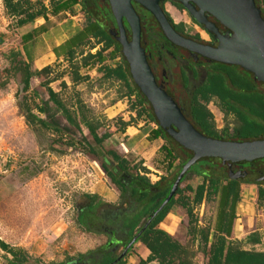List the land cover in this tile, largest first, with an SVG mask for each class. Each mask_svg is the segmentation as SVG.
I'll list each match as a JSON object with an SVG mask.
<instances>
[{
    "label": "rangeland",
    "instance_id": "obj_1",
    "mask_svg": "<svg viewBox=\"0 0 264 264\" xmlns=\"http://www.w3.org/2000/svg\"><path fill=\"white\" fill-rule=\"evenodd\" d=\"M28 1L43 4L49 9L50 2L57 0ZM163 10L173 24L182 23L183 32L187 35L197 36L205 42L215 44L192 24L184 11L172 9L168 3L163 5ZM62 20L64 22L56 26ZM14 21L5 16L0 3V243L6 245L8 249L24 251L28 259L26 264H94L97 255L91 253L102 247L111 237L118 236L116 234H119L120 230V214L131 211L133 207L130 201L119 196L101 170L103 165L108 171L116 173L107 152L116 153L128 161L129 166L141 163V167L147 170L146 177L150 183H155L159 177H165L164 185L169 183L177 172L176 164L174 163L166 174L164 166L159 168L160 163H156L157 158H153L150 160L151 165L160 170L154 173L148 164L142 165L140 161L143 160L139 157L131 158L130 154L126 153L121 143L124 129L121 123L128 122L134 127L137 123L148 121L146 114L136 119L135 111L138 110V106L133 107L135 103L133 96L124 97L126 90L121 82L114 79L104 80L101 73L95 71L97 65L79 68V57H75L72 63L74 67H78L81 81L72 84L64 76L68 74L69 68L66 63L55 61L51 50L55 42L69 36L85 24V16L78 6L73 7L71 14L67 13V16L61 14L47 22L44 26L46 30L51 29L50 34H37L28 42H23L21 37L31 26L15 28ZM149 37L150 41L155 40V32L150 31ZM97 48L90 50L89 53L93 54ZM110 51L102 53L104 57L102 66H111L119 62L118 56L110 59ZM83 53H87V49ZM154 62L153 64L156 62L159 64L158 69L154 68V72L158 75L162 71L167 79L174 78L178 69L184 66L182 61H178L176 65L173 60L163 56L154 59ZM22 63H26L31 72L39 71L43 67L50 69L43 76L32 77L29 81V90L25 93L21 92L20 83ZM53 78L56 80L49 83L48 87L58 95L64 106L74 112L77 98L82 104L85 117L99 126L96 130L97 135H108L99 147L93 144L83 127H80L79 133L68 126L60 112L50 103L47 104L46 116L40 117L47 123L54 121L60 129L59 134L25 124L23 108L20 106L25 103L24 106L35 113L33 105H41L47 100L46 91L40 84ZM131 82L129 80L128 85L133 89ZM172 94L185 111L188 101L185 92L176 87ZM205 106L212 115L215 131L226 129L227 133H230L237 126L234 117L224 116L214 102ZM153 126L156 128L154 124ZM82 137L92 147L91 155L87 154L86 147L80 141ZM200 181L188 174L187 179L178 185L181 192L179 196L175 195L174 199L178 197L188 200L192 194L187 192L185 187L194 189ZM250 189L255 191L257 187ZM105 193H111L114 200L111 201L110 196H107V202H104L101 196H106ZM83 194L99 195L100 204L86 217L84 226H79L76 224V215L86 204L84 200L82 202L79 200ZM250 197L247 195L242 202V205L247 203L248 208L245 209L243 205L242 210L238 209L237 212L252 213L256 228H260L258 234L263 237L264 203H258L256 200L250 202L248 200ZM190 202V200L187 202L191 213L189 225L187 217H183L177 225V233L170 237L174 240L185 237L194 244L188 234L195 226L192 221H196L197 218L200 220L197 230L210 227L213 213L217 210V200L210 198L204 201L202 206H194ZM168 213L185 214V208L174 205ZM116 244H112L110 248L118 254L120 247ZM188 248L195 254L191 252V258L187 253L185 258H189L191 264H200L202 262L200 249L194 250L191 246ZM9 259L10 256L0 249V264H8Z\"/></svg>",
    "mask_w": 264,
    "mask_h": 264
},
{
    "label": "trees",
    "instance_id": "obj_2",
    "mask_svg": "<svg viewBox=\"0 0 264 264\" xmlns=\"http://www.w3.org/2000/svg\"><path fill=\"white\" fill-rule=\"evenodd\" d=\"M165 2H168L176 9H181V7L178 3L172 1L163 0L159 2V7L174 32L182 37L198 41L197 36L189 37L184 34L182 23L173 24L171 22L168 14L163 10V4ZM0 3L5 16L15 20V28L32 23L38 18L42 19L45 24L47 22V14L51 17L61 12L71 14L73 7L77 5L85 16V24L72 33L65 41L51 50V54L54 56L55 61H62L67 64L69 72L64 76H66L72 84H76L81 81V77L78 74V67L88 68L97 65L95 71L101 73V77L104 80L114 79L121 82L126 90L124 97L130 98L133 96L135 99L133 107L138 106V110L135 111L136 119H139L142 114H146V120L156 126L155 130L149 136V140L159 138L163 141L164 145L161 146L160 150L163 152L164 159L167 163L165 168L166 174L169 173L173 164H176L177 172L169 183L164 185L166 181L165 177H159L158 181L150 183L149 179L146 177L147 170L141 167V163L129 166L128 161L119 157L116 153L112 151L107 152V156L113 163L116 173L108 171L103 165H101V170L109 183L113 185L119 193V196L128 202L130 201L133 207L131 211L120 214V230L118 232L119 234H116L118 236L111 237L102 247L91 253V255L93 253L97 255V260L94 264L114 263L120 252L135 235H137V237L134 243H140L148 251L146 259L144 261L140 260L137 264H148L150 262H156L157 264H191L189 258H185L187 253L189 257L192 256L191 252L193 251L188 248L191 246V241H187V244L182 246L166 232L158 229L157 226L164 220L165 216L174 205L185 208V214L189 225L191 213L190 208L187 206V202L190 200V203L196 206L210 198L217 199V210L212 231L214 234H218L221 237H216L215 240L213 239L214 243L212 242L208 249H205L209 227L200 229L199 232H196L193 226L188 232L192 241L194 237L197 236L198 249H200L199 252L204 257H207L205 264H264V253L240 251L230 247L224 240V237L230 236L235 206L244 188L257 187L254 191V200L258 203H264V159L254 160L251 163L239 164V167L240 165H244L246 168L249 167V174L251 175L249 178L244 179H238L235 169L229 168L231 165L222 164L217 159H201L197 161L189 168L188 172L179 183H183L187 179L188 174L201 180L194 189H191L189 186L185 187V190L190 192L192 197H189L190 199L188 198V200H182V198L178 199V197L174 199L175 195L179 196L181 192L180 189L177 188L175 195L150 220L149 224L142 229L150 215L158 208L167 195L169 187L179 172L181 165L190 158L191 153L178 146L158 127L152 115L151 108L145 98L139 93L132 82L133 89L129 87L128 82L131 79L128 74L127 65L120 53V46L109 34V31H114L115 33V22L106 0H57L55 2H50L49 9L43 4L30 3L28 0H0ZM131 6L139 19L140 45L144 50L146 61L151 69V63L147 56L150 48L151 50H156L161 55L163 52L174 53L176 48L172 47L163 38L149 13L134 3H131ZM121 22L125 35L127 39H129L128 27L123 20ZM192 22L194 23L193 20ZM150 31L155 32V40L150 41ZM21 38L23 42H28V40L31 39V35H26ZM95 47L99 48H97L93 54H90L89 51L93 50ZM86 49L87 53L84 54L83 52ZM107 50H111L109 53L110 59L118 56V63L111 66L101 65L104 62L102 53ZM75 57H79L80 60L78 67H74L72 63ZM187 63L184 70H179L178 75V82L181 83V90L186 93L188 98L186 110L184 111L177 102L176 105L190 125L198 133L211 139L231 142L263 140V84L256 82L251 74L235 66L205 62L199 57H197L196 63ZM197 68H200L202 71V76L197 73ZM49 70V67H43L39 71L31 72L27 64L22 63V68L20 69L21 92L25 93L29 90V81L32 77L43 76ZM186 71L190 72V77L186 75ZM55 80L56 79L53 78L51 81L46 80L40 84L46 91L47 100L42 102L41 105H33L32 108L35 113L27 106H24L25 103H23V106H20V108H23V119L25 124L29 127L50 130L59 134L60 129L54 121L47 123L40 117L41 115H44V117L46 116L47 104L50 103L55 110L60 112L62 119L68 126L73 127L79 133L81 132L80 127H83L93 144L99 147L101 143L108 138V135H97L96 130L99 126L97 124L94 125L91 120L85 117L82 111V104L77 98L75 99L76 109L74 112L69 111L64 106L58 95L48 87L49 83ZM154 80L157 85L162 87L161 84L157 82L156 78H154ZM61 85L64 86L63 83H61ZM163 90L173 101L176 100L166 89L163 88ZM209 101L214 102L224 116L230 115L234 117L237 126L233 128L230 133H227L226 129L220 132L215 131L212 115L205 106ZM121 125L124 128L128 126V122H122ZM80 141L86 147L87 154L91 155L93 149L89 143L84 137H82ZM121 175L125 178L120 177ZM79 200L80 202L84 200L86 204L80 208V212L76 215V224L84 226L86 217L96 210L100 202L98 196L89 194L81 195ZM192 222L195 223V220ZM257 237V235H254L252 243L258 241ZM115 243L120 247V252L118 254H115L110 248V246ZM0 249L10 256V259L7 261L8 264H26L28 260L24 251L20 249H8L6 245L1 243ZM123 263L124 257L115 262V264Z\"/></svg>",
    "mask_w": 264,
    "mask_h": 264
},
{
    "label": "water",
    "instance_id": "obj_3",
    "mask_svg": "<svg viewBox=\"0 0 264 264\" xmlns=\"http://www.w3.org/2000/svg\"><path fill=\"white\" fill-rule=\"evenodd\" d=\"M106 1L115 22V33L109 31V34L120 46V53L127 65L132 83L150 106L158 127L178 146L191 153L190 158L181 165L167 195L144 224L142 228L144 229L175 195L181 179L197 161L217 159L222 164L239 165L264 159V139L243 142L221 141L201 135L190 125L176 103L154 80L140 45L139 19L131 3L149 13L161 35L170 45L210 62L238 67L251 74L253 79L263 86L264 19L260 17L252 0H166L178 3L197 25L213 36L218 45L210 47L174 32L159 7V2L163 0ZM206 15L229 32L230 37L222 36L214 24L206 19ZM122 20L128 27L129 39L125 35ZM236 175H239V172ZM136 237L137 235L127 243L115 262L126 255Z\"/></svg>",
    "mask_w": 264,
    "mask_h": 264
},
{
    "label": "crops",
    "instance_id": "obj_4",
    "mask_svg": "<svg viewBox=\"0 0 264 264\" xmlns=\"http://www.w3.org/2000/svg\"><path fill=\"white\" fill-rule=\"evenodd\" d=\"M77 6V5H76ZM74 6V7H76ZM65 15L67 16L66 12H61L58 13L56 16H49L47 14V22H49L51 19L59 16V15ZM47 22L45 24H47ZM64 21L62 20L61 23L56 24V26H59L63 23ZM43 20L38 18L34 20V22L27 24L23 26L22 28H25L27 26H31L28 31H24L22 33V37L26 35H31V39L28 41H32L35 37V35H43L46 33H51V29L46 30V26ZM53 29V28H52ZM57 30V29H56ZM55 31V28H54ZM71 35V34H70ZM69 35V36H70ZM69 36L61 38L58 42H55L52 45V48L58 46L61 44L63 41H65ZM155 130V127L153 126L152 123L150 122H142L141 124L137 123L135 124L134 127L131 126V124H128V126H125L124 129L122 130V145L123 148L126 150L127 154H130L131 158H137L139 157L143 164H148L150 166V169L154 173L160 172L159 169L151 165L150 160L153 158H157L156 163H160V167L164 166V170L166 168V160L164 159L163 152L160 150L161 146L164 145L163 141L159 138H156L154 140H149V136L151 133ZM155 163V165H156ZM149 168V167H148ZM250 188H244L242 192L239 195V202L235 206V211H234V218L232 220V225H231V231H230V236L229 237H224V240L226 244L230 247L236 248L240 251L244 252H254V253H264V236L260 237V228H256L255 225V219L254 215L252 213H238L237 210L239 211L242 210V207L244 205V208H248L247 203L242 205V202L244 201V198L247 195H250L251 197L248 198L250 202L254 201V191H250ZM112 191V189H111ZM250 191V192H249ZM245 192L246 195H245ZM106 196H101L102 200L104 202H107V196H110V200L113 201L114 199L111 198L113 195L111 193H105ZM243 195V196H242ZM99 196V195H98ZM217 200V199H216ZM203 204V203H202ZM200 204V206H202ZM215 215L216 213H213L212 216V225L209 227V233L207 237V242L205 244V249H208L210 244L213 242V239L215 240L216 237H221L218 234H214L212 231V228L214 226L215 222ZM183 217H186L185 214H180L177 213L176 215H172L169 213L165 216L164 220L158 224L157 228L166 232L169 236L172 235L173 233H177L178 228L177 225L179 221L183 220ZM256 217V215H255ZM176 219V220H175ZM243 220V222H242ZM196 226V227H195ZM195 229L196 232H199L200 230L199 227L195 224ZM254 235H257V242L252 243V239H254ZM197 236L194 237L193 243H191V247L194 250H197L198 248V240ZM180 245L185 246L187 244V241L185 237H181L180 239L176 240ZM214 243V242H213ZM201 254V253H200ZM202 255V254H201ZM148 256V251L142 246L140 243H134L131 247V249L126 253L124 256V263L123 264H137L140 260L144 261L146 257ZM202 262L200 264H205L207 257H204L202 255ZM148 264H157L156 262H150Z\"/></svg>",
    "mask_w": 264,
    "mask_h": 264
},
{
    "label": "flooded vegetation",
    "instance_id": "obj_5",
    "mask_svg": "<svg viewBox=\"0 0 264 264\" xmlns=\"http://www.w3.org/2000/svg\"><path fill=\"white\" fill-rule=\"evenodd\" d=\"M252 1H253V4H254L255 8L258 10L260 17L262 19H264V0H252ZM165 3H168V2H165ZM172 9H176V8L172 7ZM176 10H182V11H184V9H182V8L181 9H176ZM206 19L214 24V26L217 28V31L222 36H224V37H230L231 34L229 32H227L223 27H221L218 23H216L212 18H210L209 16L206 15ZM190 21L192 22V19L191 18H190ZM194 23L192 22V24L195 25L203 33L204 36H206L207 38H209V40L214 41L215 44H211L210 42L209 43L208 42H205V41L201 40L199 37H198V41H194V40H192L190 38H188V39H190V40H192V41H194L196 43L202 44V45H207V46H210V47H216L218 45V43L213 38V36L211 34H209L208 32H206L201 26L197 25L196 23L194 24ZM184 34H186V33H184ZM187 36H189V35H187ZM189 37H193V36H189ZM185 38H187V37H185ZM172 47H174V46H172ZM175 48H176V51L174 50V53H166V52L164 53L163 52L162 55H161L156 50H152V51L149 50V52L147 54V56L149 57V61L151 63V71L153 73L154 78H156L157 79V82H159L161 84L162 89L163 88L166 89L170 94H172L173 89L176 88V87L179 88V90H181V83L178 82L179 70L180 69H183L184 70L185 66H187V64H188L187 62L196 63L197 62V57H198V56H196V55H194L192 53H189V52H187L185 50H182L180 48H177V47H175ZM151 55H153V56H151ZM160 56H163L164 58L166 57L167 59L173 60L176 63V65H178V63H177L178 61L184 62V66L182 68H179L177 74L174 76V78H172V79H175V80L167 79L166 76L163 75V72L162 71L158 75H157L156 72H154V68H157L158 69V65H159V64H157V62H156V64H153V63H155L154 62V59L155 60L156 59H159ZM201 59H203V58H201ZM203 61L210 62V61H207L205 59H203ZM186 72H187L186 75L190 77V72H188V71H186ZM197 73L200 76H202V71L200 70V68H197ZM172 96H173V94H172ZM174 102L175 103L177 102L179 104V102L176 101V100H174ZM209 103H212V101H209L206 105H208ZM206 108H207V106H206ZM235 166H238L239 167V165H231V167H229V168L235 169V172L236 173L239 172V175H236V177L238 179H244V178H249L250 177L251 174H249L250 173L249 167L246 168L244 165H240V167L238 168V167H235Z\"/></svg>",
    "mask_w": 264,
    "mask_h": 264
},
{
    "label": "built area",
    "instance_id": "obj_6",
    "mask_svg": "<svg viewBox=\"0 0 264 264\" xmlns=\"http://www.w3.org/2000/svg\"><path fill=\"white\" fill-rule=\"evenodd\" d=\"M203 203V202H202ZM201 203V204H202ZM198 206H200V205H198ZM195 224L197 225V226H199L200 225V220H198V218H197V220L195 221Z\"/></svg>",
    "mask_w": 264,
    "mask_h": 264
},
{
    "label": "bare ground",
    "instance_id": "obj_7",
    "mask_svg": "<svg viewBox=\"0 0 264 264\" xmlns=\"http://www.w3.org/2000/svg\"><path fill=\"white\" fill-rule=\"evenodd\" d=\"M191 48V47H190ZM193 49V48H192ZM196 50V49H195ZM197 51V50H196Z\"/></svg>",
    "mask_w": 264,
    "mask_h": 264
}]
</instances>
